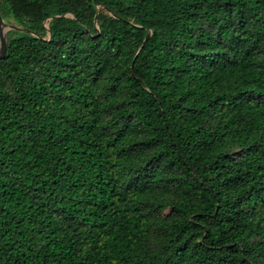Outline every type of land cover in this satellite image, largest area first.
<instances>
[{
    "label": "trees",
    "instance_id": "16d2710c",
    "mask_svg": "<svg viewBox=\"0 0 264 264\" xmlns=\"http://www.w3.org/2000/svg\"><path fill=\"white\" fill-rule=\"evenodd\" d=\"M0 2V264H264V0Z\"/></svg>",
    "mask_w": 264,
    "mask_h": 264
},
{
    "label": "water",
    "instance_id": "95a60500",
    "mask_svg": "<svg viewBox=\"0 0 264 264\" xmlns=\"http://www.w3.org/2000/svg\"><path fill=\"white\" fill-rule=\"evenodd\" d=\"M17 26L7 23L1 12H0V60L3 59L8 51V42H9V30L12 28H16ZM151 32L148 33L147 37L145 38L142 46L146 43L149 39Z\"/></svg>",
    "mask_w": 264,
    "mask_h": 264
},
{
    "label": "rangeland",
    "instance_id": "374dc122",
    "mask_svg": "<svg viewBox=\"0 0 264 264\" xmlns=\"http://www.w3.org/2000/svg\"><path fill=\"white\" fill-rule=\"evenodd\" d=\"M1 3V2H0ZM1 6V5H0ZM2 8V7H1ZM98 8V10H100V9H102V7H97ZM4 10V12L6 13V10L5 9H3ZM6 22L7 23H9V24H12V25H15V26H17L16 28H12L11 30H9V32H11L12 33V35H14V36H21V35H23V33H25V32H29V30H28V28H26L25 26H24V24L23 23H21V22H17V21H15L14 19H12L10 16H8V17H6ZM51 19H49V21H50ZM48 25H49V22L47 21V22H45V26L48 28ZM34 34V33H33ZM45 34L48 36L49 35V31L47 30L46 32H45ZM169 211H170V209H166L163 213L164 214H168L169 213Z\"/></svg>",
    "mask_w": 264,
    "mask_h": 264
}]
</instances>
